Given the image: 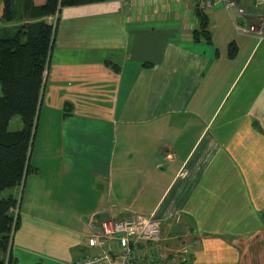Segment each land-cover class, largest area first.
I'll return each mask as SVG.
<instances>
[{
    "label": "crops",
    "instance_id": "obj_1",
    "mask_svg": "<svg viewBox=\"0 0 264 264\" xmlns=\"http://www.w3.org/2000/svg\"><path fill=\"white\" fill-rule=\"evenodd\" d=\"M190 2L162 11L152 0L61 9L31 171L13 187L11 264L82 259L102 217L152 215L169 248L196 238L190 264L210 253L237 264L236 243L263 230L264 39L236 33L214 6L211 43L193 42ZM64 86L94 110L62 94Z\"/></svg>",
    "mask_w": 264,
    "mask_h": 264
},
{
    "label": "trees",
    "instance_id": "obj_2",
    "mask_svg": "<svg viewBox=\"0 0 264 264\" xmlns=\"http://www.w3.org/2000/svg\"><path fill=\"white\" fill-rule=\"evenodd\" d=\"M101 1L106 0H18L21 11L17 16L13 0H0V22L19 20L14 32L5 31L11 26L3 25L0 33V193L22 185L31 171L29 157L61 9ZM195 9L200 13L191 39L211 43L208 16L197 5ZM235 48L231 42L230 55ZM106 63L118 70L115 63ZM69 107L65 103L66 112ZM15 116L20 128L9 130ZM16 208L18 197L0 198V264H11L12 238L19 224Z\"/></svg>",
    "mask_w": 264,
    "mask_h": 264
},
{
    "label": "built area",
    "instance_id": "obj_3",
    "mask_svg": "<svg viewBox=\"0 0 264 264\" xmlns=\"http://www.w3.org/2000/svg\"><path fill=\"white\" fill-rule=\"evenodd\" d=\"M220 1L195 0V6L208 12ZM249 29L252 31L254 27ZM235 30L240 34L248 35L238 27ZM185 173L183 171L182 175ZM17 210L18 208L14 209L15 216ZM96 222L99 232L89 236V251L82 259L72 264H190L191 262L194 251L189 245L171 252L163 250L159 243L162 234L161 221L152 215L135 214L118 219L102 217ZM101 237L106 243H97ZM112 241L117 242L110 243Z\"/></svg>",
    "mask_w": 264,
    "mask_h": 264
},
{
    "label": "rangeland",
    "instance_id": "obj_4",
    "mask_svg": "<svg viewBox=\"0 0 264 264\" xmlns=\"http://www.w3.org/2000/svg\"><path fill=\"white\" fill-rule=\"evenodd\" d=\"M13 1H14L13 7H14V10L16 9V14L18 16L19 12L21 11V6H20L21 2L19 3L18 0H13ZM145 1H149V0H145ZM152 1H153V6L157 7L156 3H158L160 5L161 11H162L165 8L169 9V5H170V8L173 9V8H177V6L175 4L179 3V1H189V0H152ZM192 1H195V0H192ZM139 5H140V7H142L141 4H139ZM193 6H195V3H192V2H190V5H188V7L186 6V10L187 9L189 10V14L191 15V17H192V14L194 16ZM214 6L218 7L217 10L222 9L220 18L223 17V19H227L228 21H230L231 25H232V27L236 33H237V31L235 30V28L238 27L239 30L245 31V33L248 34V36L254 37L257 41H261L262 39H264V0H221L220 2L215 3ZM203 12L207 16H208V14H211V11L208 12V14H207V11L205 12L203 10ZM182 13H183V10H182V12L179 10V12H177V13L171 11V14H168V16H171V18H173V17H176V15L180 16ZM147 14H149V13H147ZM215 16L218 18L217 13H215ZM211 18L213 19V16L208 18L209 28H210V19ZM18 24H19V20L17 18H15V20L10 22V24L8 25L11 27L6 28L5 31L11 32V33L14 32V30L16 29V26ZM164 24L165 23H163V25ZM3 25H7V24H5V22H2V24L0 25V33L2 32L1 28ZM171 25H173V23ZM234 25H235V27H234ZM249 27H254V30L250 31ZM192 31H193V29L191 30V32ZM191 32H190V34H191ZM243 35H245V34H243ZM69 92L74 94L77 97V99L80 101V103L87 106V104H85L82 101V99H83L82 95H79V94L75 93L74 91H72L69 88L64 86V90H62V94L68 95ZM82 93H83V91H82ZM96 105H97V108L104 106L101 103H98ZM87 107L89 108V106H87ZM89 109L94 110L93 108H89ZM15 118L19 119V117H17V116H15ZM14 121L15 120L11 121V123L8 125V129L9 128H18V127H15ZM19 121H20V119H19ZM54 128H57V125H55L51 129H54ZM10 195H12L14 197H19L20 194H19V192H17V190H15L13 192V188H7L0 193V198H6L7 196H10ZM17 212H18V210H17ZM104 218L111 219V218H116V217H104ZM116 219H118V218H116ZM98 228H99V226H98ZM187 238H190V236H187ZM194 240H193V238H190L189 240H186L187 243H185V242L174 243L175 247L169 248L163 243L164 237L161 234L159 243L164 248L163 250L167 251V252H171L173 250L179 249L180 247H182L184 245H189V247L194 251V248L192 245ZM240 240H241V243L240 242L236 243L237 244V251L240 252V256L237 259V264H264V226H263V230L261 232H259L258 234L256 233L255 235L250 237L248 240H246L245 238L240 239ZM101 241H103V239L97 240V243H101ZM221 254L223 255L224 259L230 260L229 255H227L226 252H221ZM217 261H220L224 264V262L222 261V258H220L218 253H210V254H208V256L206 258L200 259L198 264H200V263L201 264H216Z\"/></svg>",
    "mask_w": 264,
    "mask_h": 264
},
{
    "label": "water",
    "instance_id": "obj_5",
    "mask_svg": "<svg viewBox=\"0 0 264 264\" xmlns=\"http://www.w3.org/2000/svg\"><path fill=\"white\" fill-rule=\"evenodd\" d=\"M200 11L198 9H196V14L199 15Z\"/></svg>",
    "mask_w": 264,
    "mask_h": 264
}]
</instances>
